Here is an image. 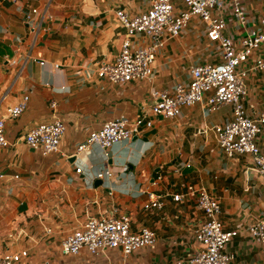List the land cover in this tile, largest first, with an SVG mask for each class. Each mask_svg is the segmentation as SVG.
<instances>
[{"label":"crops","instance_id":"1","mask_svg":"<svg viewBox=\"0 0 264 264\" xmlns=\"http://www.w3.org/2000/svg\"><path fill=\"white\" fill-rule=\"evenodd\" d=\"M46 3L51 18L42 21L31 47L33 35L23 13L36 6L41 15ZM147 7L148 0H0V117L10 142L0 153V255L26 250L15 264H120L117 250L93 256L82 248L64 255L60 247L88 217L114 208L130 215L133 230L145 226L155 232V243L135 251L129 264H190L187 260L201 249L194 232L204 214L194 197L173 200L187 185L207 188L220 203L224 228L237 230L226 247L235 264L262 261L261 243L245 228L264 218V179L248 157L223 155L212 130L230 118L231 106L205 114L197 104L170 119L150 113L152 91L186 82L190 66L204 59L206 40L196 21L176 37H163L150 79L114 85L96 76L98 63L112 61L125 36L115 11L135 15ZM244 8L249 25L255 24L262 3L244 0ZM220 14L224 33L237 45L245 29L227 1ZM245 83L248 113L264 110V72L249 71ZM25 93L29 101L23 113L7 116V108ZM143 112L151 126L135 140L113 145L109 158L97 147L73 156L75 146L104 121L119 115L133 119ZM55 117L63 120L65 132L59 151L43 155L23 137ZM258 141L264 145V133ZM106 165L113 169L112 178H96ZM98 180L101 184L94 185ZM147 191L162 196L161 209L144 208Z\"/></svg>","mask_w":264,"mask_h":264},{"label":"built area","instance_id":"2","mask_svg":"<svg viewBox=\"0 0 264 264\" xmlns=\"http://www.w3.org/2000/svg\"><path fill=\"white\" fill-rule=\"evenodd\" d=\"M226 1L230 5L232 17L245 29L244 35L235 45L224 33L225 19L221 12ZM263 12L257 22L249 25V17L244 8V0H148L145 11L131 15L123 9L115 11L116 18L125 30L119 51L112 61L102 59L96 68V76L114 85L132 81L148 80L152 75V65L164 45V36L176 37L184 27L196 21L206 40L204 59L190 66L189 79L167 88L154 89L150 113L163 118H174L183 107L200 105L205 114L216 112L224 105L231 106L230 118L212 127L221 153L227 157L246 156L252 169L264 179V145L258 138L264 133V110L249 114L243 99L246 94L245 79L249 71L264 72V0ZM46 3L42 14L38 7L31 6L23 13V21L30 27L33 38L30 45L36 44L42 21L51 18ZM142 36V41L134 37ZM15 64V60L11 61ZM43 64V61H40ZM29 95L23 94L19 101L7 108V116H20L27 106ZM55 107V101H51ZM146 112L133 119L119 115L108 119L91 130L87 137L75 146L73 156L90 153L94 147L100 148L106 158L108 150L115 144L138 137L144 128L151 126ZM65 124L59 117L50 122L33 126L23 137L31 148L43 155L59 151ZM10 146L5 136V118L0 117V153ZM82 168L78 164L76 172ZM3 173H0L2 178ZM113 169L108 165L98 169L95 177L112 178ZM146 209H161L163 198L154 192H146ZM194 197L196 206L204 214V219L194 232V240L201 246L191 258L190 264H235L233 255L226 250L228 243L237 235V230L225 229L218 218L220 203L204 186L187 185L184 194H174V201ZM50 229H46L49 232ZM245 231L262 245L264 264V218L258 219L245 228ZM155 232L142 226L131 228V217L118 213L114 208L106 215L90 216L76 230L67 234L61 241L64 255L77 254L85 248L91 255L98 256L107 250L120 253V264H129L130 256L137 250L153 245ZM26 250L5 252L0 255V264H15L26 256Z\"/></svg>","mask_w":264,"mask_h":264},{"label":"water","instance_id":"3","mask_svg":"<svg viewBox=\"0 0 264 264\" xmlns=\"http://www.w3.org/2000/svg\"><path fill=\"white\" fill-rule=\"evenodd\" d=\"M46 38V35H44L43 37H42V39H45ZM137 137L136 136H134L132 139H136ZM99 184H101V180H98V181H96L95 183H94V185H99Z\"/></svg>","mask_w":264,"mask_h":264}]
</instances>
